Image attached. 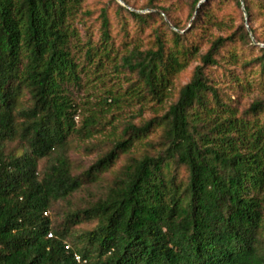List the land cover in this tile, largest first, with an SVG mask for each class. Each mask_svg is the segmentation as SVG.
<instances>
[{
    "label": "trees",
    "instance_id": "1",
    "mask_svg": "<svg viewBox=\"0 0 264 264\" xmlns=\"http://www.w3.org/2000/svg\"><path fill=\"white\" fill-rule=\"evenodd\" d=\"M86 1L0 0V264H78L75 255L83 264H264V100L242 111L234 90L216 81L222 71L245 83L248 97L264 91V0H192L183 34L170 27L186 28L168 0L141 9L157 13L120 6L134 23L122 52L107 10L99 41H81L75 24L92 15ZM230 3L236 27L219 18ZM117 60L134 79L115 103L140 106L138 117L147 104H170L178 79L199 65L163 116L130 122L111 151L74 176L69 141L95 132L93 118L78 127L70 90L88 65L99 71ZM16 140L25 144L19 156L8 153ZM121 156L129 162L107 193L55 227L49 211ZM85 222L97 225L74 230Z\"/></svg>",
    "mask_w": 264,
    "mask_h": 264
},
{
    "label": "rangeland",
    "instance_id": "2",
    "mask_svg": "<svg viewBox=\"0 0 264 264\" xmlns=\"http://www.w3.org/2000/svg\"><path fill=\"white\" fill-rule=\"evenodd\" d=\"M129 4H127L126 2ZM87 0L84 11L90 12L92 15L85 18L84 22H76V27L80 32L81 41L84 43L89 38L94 42L100 39V15L103 10H107L109 19L111 21V35L115 44L116 51H123V45L133 37L132 27L134 23L129 18V15L124 11L119 12V7H127L130 11H136L140 14H148L156 12L151 9H143L147 5V0ZM192 0L176 1L168 0V4L174 7L172 16L178 20L182 27H186L184 31L176 30L172 25L171 29L180 33L188 31L193 19L188 20L191 8L190 3ZM208 0L201 1L202 3ZM162 2V1H161ZM219 0L214 2L216 5ZM226 17H232L233 23L228 24L236 27L240 22V12L237 7L230 3L222 8L220 20L224 21ZM168 22L167 18H165ZM159 20V19H158ZM247 26V24H246ZM155 28V23L152 24ZM248 28V26H247ZM150 31L148 33L150 34ZM220 30H216L218 32ZM260 48H264L263 43H257ZM199 61L194 62L191 68L185 72L179 79L173 90V97L170 104L177 99L178 92L191 78ZM87 66V64L85 65ZM249 73V70L247 71ZM224 73L219 71L216 73V81L220 85H227L234 90L232 98L235 105L240 110L247 109L248 106L255 100H264V91H256L249 97L246 96L247 92L238 83L232 84L229 78L223 77ZM242 76V72L239 73ZM134 77L125 69L121 67L119 60L114 63H104V66L99 71H96L95 66H87L85 73L82 74V82L80 87L72 88L71 99L76 112L75 121L78 127H81L85 120L93 118L92 127L94 128L95 135L91 139L84 140L83 138L70 139V147L68 150V157L72 165V172L74 176H80L85 171L89 170L101 156L105 155L112 150L115 141L122 136L127 125L132 122L136 126H141L143 122L149 121L156 116H163L170 104H165V107H158L152 104H147L142 117L139 116L140 106L130 107L127 104L115 103V100L121 98L126 91L129 83ZM134 118V119H133ZM154 140L153 142H156ZM25 149V144L20 141H15L8 146V153L21 155ZM144 149L140 150L137 155L143 154ZM152 149L149 150V153ZM145 154V153H144ZM139 157V156H136ZM129 162V156H121L115 167L108 173L103 174L100 179L92 184H86L81 191L76 193L68 202H62L53 207L48 213V218L52 221L55 227L60 226L66 215L74 210H79L89 207L91 204L102 198L113 185L114 180L119 176L120 171ZM47 165V161L40 163V171L42 172ZM179 177L183 180L186 179L187 173L185 170H179ZM97 222H85L81 225L75 226L74 230L81 233L93 230Z\"/></svg>",
    "mask_w": 264,
    "mask_h": 264
},
{
    "label": "built area",
    "instance_id": "3",
    "mask_svg": "<svg viewBox=\"0 0 264 264\" xmlns=\"http://www.w3.org/2000/svg\"><path fill=\"white\" fill-rule=\"evenodd\" d=\"M48 237H49V238H52V234L50 233ZM75 260H76V262H77L78 264H83V261L81 260V257H80V256L75 255Z\"/></svg>",
    "mask_w": 264,
    "mask_h": 264
},
{
    "label": "water",
    "instance_id": "4",
    "mask_svg": "<svg viewBox=\"0 0 264 264\" xmlns=\"http://www.w3.org/2000/svg\"><path fill=\"white\" fill-rule=\"evenodd\" d=\"M242 1V0H241Z\"/></svg>",
    "mask_w": 264,
    "mask_h": 264
}]
</instances>
